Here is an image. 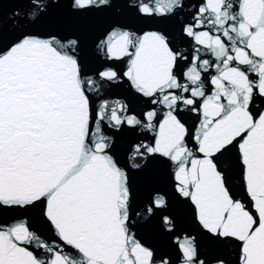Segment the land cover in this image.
Listing matches in <instances>:
<instances>
[{"label":"snow or ice","instance_id":"snow-or-ice-1","mask_svg":"<svg viewBox=\"0 0 264 264\" xmlns=\"http://www.w3.org/2000/svg\"><path fill=\"white\" fill-rule=\"evenodd\" d=\"M0 264H264V0H0Z\"/></svg>","mask_w":264,"mask_h":264},{"label":"water","instance_id":"water-1","mask_svg":"<svg viewBox=\"0 0 264 264\" xmlns=\"http://www.w3.org/2000/svg\"><path fill=\"white\" fill-rule=\"evenodd\" d=\"M10 7V5H5V10L7 11V9ZM110 18L108 17H98L95 18V20L93 21V25H92V32L91 35L94 37L95 35L99 34V32L103 31L104 28L107 27V25L110 23ZM129 24H132L134 27H141V25L138 24V22L134 21V20H127L126 21ZM166 27H168L170 30H174L175 25L173 23H168L167 25H165ZM117 93H119V95L122 97L123 95H125L123 93L122 90L117 89L116 90ZM192 122V118L189 119V123ZM139 237L147 240L150 243H154V244H159L160 243V238L154 234L151 230L149 229H142L139 231L138 233ZM45 239H47V236L45 234V236L43 237Z\"/></svg>","mask_w":264,"mask_h":264}]
</instances>
